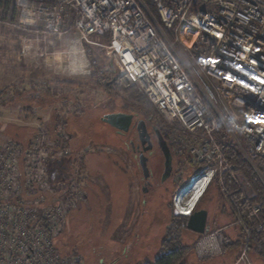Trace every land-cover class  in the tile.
<instances>
[{"label": "built area", "instance_id": "1", "mask_svg": "<svg viewBox=\"0 0 264 264\" xmlns=\"http://www.w3.org/2000/svg\"><path fill=\"white\" fill-rule=\"evenodd\" d=\"M152 2L161 27L185 53V65L140 0H17L13 25L57 41L75 33L71 42L76 41V49L71 46L68 53L85 62L84 69L85 46L111 53L110 78L115 74L118 81L136 86L164 125L180 131L183 148L202 165L173 199V214L188 217L218 168L226 165L223 145H235L246 160L264 161V0ZM184 26L196 33L189 48L180 39ZM103 30L109 32L106 44L93 40ZM222 129L228 132L223 143L218 138ZM54 145L67 153L40 128L25 149L13 144L0 149V264L79 263L65 259L55 247L69 201L40 204V193L49 188L46 170L57 153ZM196 183L201 185L199 196L187 201V190ZM22 184L39 189L33 201L22 199ZM16 197L19 203L7 204ZM216 232H204L197 242L199 257L220 252Z\"/></svg>", "mask_w": 264, "mask_h": 264}, {"label": "rangeland", "instance_id": "2", "mask_svg": "<svg viewBox=\"0 0 264 264\" xmlns=\"http://www.w3.org/2000/svg\"><path fill=\"white\" fill-rule=\"evenodd\" d=\"M148 15L164 40L173 44L175 37L172 33L164 30L158 19L150 12ZM14 23H0V37L2 39H7L11 35L22 37L19 41L13 42L11 51L20 50L19 60L25 63L29 73L35 74L38 71L35 75L40 76L42 80L39 81L49 86L51 90L48 94L45 90H37H42L41 92L45 94L44 100L33 103V105H41L44 101L45 104L42 112H39L42 119L38 121L30 111L26 113L27 116L19 114L20 109L26 107L18 100L19 85L22 83V79L19 77L20 68L19 71L17 70L7 77L0 74V77L4 76L8 79V81H5L4 78L0 79V149L8 144L25 149L36 130L40 128L47 130L50 137L53 138V130L60 131L62 127L60 124L68 123L69 127L72 122L79 120L80 133H85L87 137L84 139L91 141L85 149H89L90 157H98L96 165H90L85 172L87 182L82 184L77 181L74 184L73 177H78V175L76 170L71 171V166L67 160L68 153L65 151L59 153L58 148L54 145V151L57 153H53L54 158L50 160L49 169L46 170L49 188L45 189V193H40L42 196L40 204H42L41 207H49L50 203L55 201L58 203L69 201L61 231L55 239V247H58L61 256H64L65 259L68 257L67 259L72 262L77 259L78 264H105L102 262L112 260L110 255L108 256V251L105 252V250L107 247H115L112 245V242L114 244L112 237L114 231L119 229L115 237L123 243L117 244L116 250H114L118 256L121 255L119 264L153 262L155 257L160 254L163 240L172 241L177 237H179L181 244L190 247L185 257V264H264L254 249L249 247L247 229L243 231V242L239 247L235 246L223 250L219 244L220 252L217 255L202 257L197 255L196 245L203 234L198 235L179 224L181 217H176L172 208L173 199L179 187L187 184L190 176L199 174L202 165L189 157L183 148L184 139L180 131L164 125L163 118L158 115L147 97L141 94L136 86L118 81L121 90L113 88L106 91L101 87L104 82L108 81L112 72L110 71L112 57L108 50L97 46H85L84 59L88 67L84 69L82 61L69 66V62L76 59L75 55L68 53L70 47L76 45V41L75 43L71 42V40L77 39L75 33H71L63 41H57L42 35L40 31L37 32L35 29L14 26ZM93 40L101 44L108 42L103 37L97 36ZM6 43L0 42V50ZM172 49L185 65L186 55L182 49L176 44H173ZM3 55V51L0 52L1 62H5ZM85 70H89V73H86ZM29 73L26 76H29ZM70 81L75 83L74 87L62 84ZM127 89L129 91L134 90L138 96L141 95L143 98L139 97L138 100L131 98V95L125 92ZM59 95H62V98L67 96L72 103L71 109L73 107L80 108H75L76 111L72 110L68 122L65 120L66 117H62L60 114L58 116H55V113L54 116L45 114V112L48 113L47 109H49L47 108L49 105L47 101L53 100L54 96L59 100ZM114 109L128 113L134 112L140 120L149 122L164 132L173 159H175L173 178L161 181L162 166L159 163L162 161L155 157L150 162L155 179L152 184H148L147 190H143L145 182H143L140 169L136 170L135 161H132L131 155L125 148L124 137L117 135L113 127L102 121L105 113ZM82 113L83 116L79 117L78 115ZM225 133L228 132H225L224 129L220 131L218 138L221 143L224 142ZM24 135H27L25 139ZM176 136L179 138L177 142L175 141ZM180 148L183 152L179 151ZM247 162L264 186V177L258 173L257 169L259 164L254 159L247 160ZM230 169L231 167L227 162L226 165L218 168L213 181L198 202L200 208L207 211L206 231H217L218 241L222 231L227 232L230 241H236L239 237L240 228H242L241 222H234L233 217L227 212V206H230L221 186L223 173ZM233 177L244 193L251 197L252 192L244 179L239 174H234ZM21 186L22 199L34 200L39 189L37 188V191L33 186L23 184ZM132 196H139V203H137L136 198L132 200ZM186 199L191 202L192 195L188 193ZM7 200L9 199L7 198L5 201ZM19 200L21 199H12L7 201V204H14L15 201L19 203ZM195 200L193 199L194 202ZM146 202H149V208L154 213L153 216L151 214L143 218L134 216L132 213L139 210L140 204L144 207ZM257 213L254 214L252 211L254 216ZM140 220L148 228L149 232L145 237L149 238V242L142 239V234L138 235V240L134 235L137 229L136 222ZM65 222H67L66 226H64ZM226 225L228 226L226 232L223 228L222 231L219 230V227ZM127 242L135 245L130 248L132 250L128 254L125 250L128 246ZM100 260L102 261L100 262Z\"/></svg>", "mask_w": 264, "mask_h": 264}, {"label": "trees", "instance_id": "3", "mask_svg": "<svg viewBox=\"0 0 264 264\" xmlns=\"http://www.w3.org/2000/svg\"><path fill=\"white\" fill-rule=\"evenodd\" d=\"M140 1L143 3L146 11L150 12L154 17H156L160 23L156 7L152 0ZM17 16L18 11L16 7V0H0V23H14L17 19ZM97 37H103L108 41L109 32L107 30H103L97 35ZM62 84L72 87L75 86V83L71 81L63 82ZM101 87H103L106 91H110L113 88H119L118 78L115 75L112 76L108 81L104 82ZM49 90L50 89H48V91ZM118 90H121V88ZM125 92L129 93L131 98H136L137 100L139 97L141 99L143 98L141 95L138 96L132 89L130 91L127 89ZM61 96L59 100L64 99V97L62 98ZM54 98L56 97L54 96ZM143 103H146V101H143ZM79 123V120H76L72 122L71 126L69 125V127L67 123H63L60 124L62 125V132L56 129L53 131V138L56 142V145H58L59 148L67 151V157L72 155L70 142L73 138L71 132L75 129H81ZM162 133L164 132L162 131ZM86 137L87 136H85V138ZM165 138L167 140L166 135ZM88 142L89 140L86 141V139H82V143L85 146L84 148L88 146ZM223 154L226 162L231 167L230 170L223 173L221 185L226 196V201L230 206H227V212L231 217H233L234 222H241L242 228H240L238 239L236 241H230L229 235L226 232L228 226L226 225L219 227L220 231L224 229L226 232L224 233V231H222V234L220 233L221 235L219 237V244L223 250L229 249L230 247L233 248L235 246L239 247L243 242V231L247 229L249 233V247H252L258 257L264 262V186L256 172L253 170L251 165L248 164L247 160L243 157L235 145H223ZM174 160L175 159H173V161ZM254 161L259 164L257 167L258 173L264 177V161L259 159H254ZM234 174H239L244 179L252 192L251 197H248L240 187L239 183L235 181L233 177ZM199 204L197 208L201 209ZM253 206H257L259 208V212L256 216L252 215ZM179 224H182L186 228L187 218L181 217ZM260 225L261 227H259ZM189 249V246L181 244L179 237L173 239L172 241L165 239L161 243L160 254L155 257L154 261H146L141 264H185V257Z\"/></svg>", "mask_w": 264, "mask_h": 264}, {"label": "crops", "instance_id": "4", "mask_svg": "<svg viewBox=\"0 0 264 264\" xmlns=\"http://www.w3.org/2000/svg\"><path fill=\"white\" fill-rule=\"evenodd\" d=\"M20 39H22V37H20V38L18 36L13 37L12 35L10 37H7V39L6 38L2 39V37H0V42L1 41L7 42L4 45V47L0 50V52L3 51V54L5 55V57L3 55V60L5 59V62L0 61V67H1L0 68V74L5 75V77H7L10 74L16 72L17 70L19 71V68H20L19 77H20V79H22L21 80L22 83L19 85V99L18 100H20L21 101L20 103L24 104L26 107L21 108L19 114L27 116L26 113H28L30 111L31 114L34 115V117L38 121H41L42 117L39 115V112H42L43 108H40V107H42L40 104L33 105V103H37V102H40L41 100H44L45 94H44V92H41V91L45 90L46 94H48V92H49L48 89L51 90V88L49 86L44 85L42 83V81L41 82L39 81L42 79L40 78L39 75H35L38 71L35 72V74L29 73L25 63H22L19 60L20 50L17 49V50L11 51V49L13 47V42L15 40L19 41ZM73 48H74V50L76 49L75 46ZM12 58H14V59H12ZM73 60H75V62L80 63L78 57L76 59H73ZM83 63H85V62H83ZM28 73H29V76H26ZM1 78L3 79L4 76H1L0 79ZM4 79H6V78H4ZM5 81H8V79H6ZM38 89H42V90L37 91ZM9 90H11V88H9ZM47 102L49 103V105H47V108H49V109H47L48 113L45 112V114L46 115L47 114L53 115V116H54V113H55V116H58L60 114V116L66 117V119H65L66 122L69 121V116H71L70 114L72 113V110H74L75 108H79V107H73L71 109L72 103H70V101L67 97L64 98L63 100H58L57 98H54L53 100H51V101L48 100ZM43 103H44V101H43ZM28 108H31V109H28ZM33 108L36 109V112L35 111L33 112V110H32ZM76 110H74V111H76ZM9 113H10V111H9ZM78 116L79 117L83 116V113L78 115ZM79 133H80V130H78V129H75L71 132L72 138H73L72 141L70 142V147L72 149V155L67 158V160L71 166L70 168L72 169L71 171L74 172L76 170V173L78 175V177L77 176L73 177L74 184H76L75 182H77V181L79 183H82V184L87 182L85 172L88 170L90 165L91 166L96 165V163L98 161V157H96V158L90 157V154L88 152L89 149L84 148L85 146L82 143V139H84V137L86 136L85 133H80V134ZM25 136H27V135H24V139L26 138ZM90 142L91 141H89L88 144H90ZM131 198H132V200L134 198H136L137 203H139V196H134V197L132 196ZM24 200L27 202L33 201V200H28V199H24ZM140 200H142L141 197H140ZM151 208H153V207H151ZM112 213H114V211H112ZM132 214L136 217L143 218L144 216H148L149 214H151L153 216L154 213L149 208V202H146L144 207L142 206V204H140L139 210L136 211L135 213H132ZM69 215H68V217H69ZM66 223L67 222H65L64 226H66ZM143 223L144 222L142 220L136 222L137 229L135 230L134 235L138 240V235L142 234L143 235L142 239H145L146 242H149V238L145 237V235H147L149 231H148V228L143 225ZM118 232H119V229L114 231V234L112 237V240L114 241V244L112 242V245H114L115 247H117V244H120V242L123 243V241L117 240V238L115 237ZM137 240H136V242H137ZM127 243H128V246L125 248V250H126V253L128 254V252L132 250L130 248L133 247L134 244L133 243L130 244L129 242H127ZM56 246H57V242H56ZM115 247L114 248H108V247L106 248L105 252L108 251V256L110 255L112 260L103 261L102 263L119 264V261H121L120 260L121 255L118 256L115 253V251H114V250H116ZM56 248L58 250V247H56ZM103 254H107V253H103ZM66 258H68V257H66ZM101 261L102 260H100V262ZM136 264H137V262H136ZM232 264H234V263H232Z\"/></svg>", "mask_w": 264, "mask_h": 264}, {"label": "water", "instance_id": "5", "mask_svg": "<svg viewBox=\"0 0 264 264\" xmlns=\"http://www.w3.org/2000/svg\"><path fill=\"white\" fill-rule=\"evenodd\" d=\"M133 116L131 114L127 113H109L105 114L102 117V121L116 129L119 133H126L132 123ZM133 128L136 129V133L138 136L139 146L142 148V152L139 153L138 161L139 166L142 171V175L144 180H146L149 177V169L147 165L148 158L143 154L144 151L151 149L150 139L149 135L147 133V128L144 120H139L135 125H133ZM155 135L158 138V145L160 147V150L164 156V170L161 175V181L167 180L172 172V154L170 151V148L167 146L166 142L163 140L160 131L158 128L154 129ZM148 143L147 147H144V145ZM147 186L144 184L143 190L146 189ZM187 218V224L186 228L198 235L204 234L207 228V211L204 209L198 210L193 212L190 216Z\"/></svg>", "mask_w": 264, "mask_h": 264}, {"label": "flooded vegetation", "instance_id": "6", "mask_svg": "<svg viewBox=\"0 0 264 264\" xmlns=\"http://www.w3.org/2000/svg\"><path fill=\"white\" fill-rule=\"evenodd\" d=\"M44 105H45L44 103L41 104L42 107H40V108H43ZM32 110H33V112L34 111L36 112V109L33 108ZM119 112H122V111H116L114 109L113 111L107 112L105 114L119 113ZM124 113L131 114L133 116L132 123H131V126H130L129 130L126 133H119L116 129H114V130L117 133V135H119L121 137H124L125 143H126L125 144V148H126L127 152L131 155L132 161L133 160L135 161L134 163H135L136 170L140 169V171H141V168L139 166L138 156H139V153L142 152V148H141V146H139V141H138V136H137V133H136V129L133 128V125H135L140 119L138 118L137 114H135L134 112H129V113L128 112H124ZM144 122L146 124L147 133L149 135L150 144H151V149L150 150H146V151L143 152V154L148 158L147 165H148V169H149V173H150L149 177L146 180H144V178H143V182H145L144 184L148 187L149 186L148 184H152V181H154V179H155L154 171L151 169V166H150L151 160H153L155 157L160 158V161H162V163L160 162L159 164H161V166H162L161 173H163V170H164V156H163V154H162V152L160 150V147L158 145V138H157V136L155 135V132H154V129H156L157 127L151 125L149 122H146V121H144ZM158 130L160 131V134H161L163 140L166 142L167 146L169 147V144H168V142H167V140H166V138L164 136V133H162V131L159 128H158ZM53 131H55V130H53ZM62 131H63V129L60 130V132H62ZM64 134H65V132H64ZM128 136H129V138H128ZM126 140H128V141L126 142ZM147 146H148V143H146L144 145V147H147ZM170 151H171V148H170ZM171 154H172V151H171ZM173 162L174 161H173V155H172V172H171V175H170L169 178H173V176L175 175V174H173V168H174ZM141 174H142V171H141ZM142 177H143V175H142ZM180 188L181 187H179V189ZM178 190H177V193H178ZM203 194H201L199 196L198 202H199L200 198L203 196ZM198 202H197L196 208L194 209L193 212L201 210V209L197 208L198 207Z\"/></svg>", "mask_w": 264, "mask_h": 264}, {"label": "bare ground", "instance_id": "7", "mask_svg": "<svg viewBox=\"0 0 264 264\" xmlns=\"http://www.w3.org/2000/svg\"><path fill=\"white\" fill-rule=\"evenodd\" d=\"M195 37H196V33H192V30L189 27L184 26L182 28L180 39L187 48L192 46ZM200 187H201L200 183L193 184V186H191V188L187 190V193H190L192 195V198L195 200L199 196Z\"/></svg>", "mask_w": 264, "mask_h": 264}]
</instances>
